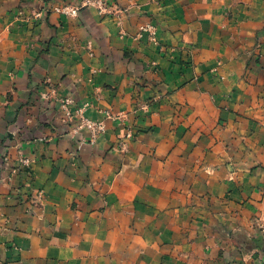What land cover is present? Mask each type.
<instances>
[{
    "label": "crops",
    "instance_id": "obj_1",
    "mask_svg": "<svg viewBox=\"0 0 264 264\" xmlns=\"http://www.w3.org/2000/svg\"><path fill=\"white\" fill-rule=\"evenodd\" d=\"M107 1L0 0V264H264V0Z\"/></svg>",
    "mask_w": 264,
    "mask_h": 264
},
{
    "label": "rangeland",
    "instance_id": "obj_2",
    "mask_svg": "<svg viewBox=\"0 0 264 264\" xmlns=\"http://www.w3.org/2000/svg\"><path fill=\"white\" fill-rule=\"evenodd\" d=\"M106 2L108 4L107 0H106ZM62 5H71V4H62ZM53 6H55V5L49 6L50 8L48 7L47 10L52 11L51 8ZM111 10H112V12L109 13V14H106V15H112L114 13V9H111ZM50 95H52V96L50 97ZM65 97L73 98L74 101H75L73 109L78 110L79 108H83L84 109V114L86 116V109L88 107V103H85L84 105H78L76 103V99L74 97H72L70 95L69 96H65L64 94H60L56 90H54V88L51 87V86L49 87V89L47 91L42 93V98H44V99H48L49 98V100H50L49 102L50 103H56V105L59 108V111H58L59 112V117H61V119L64 122H66L68 124H70V123L71 124H73V123L75 124V119L74 118H72V119L68 118L66 116V114L62 111V105H63L62 100L65 99ZM107 115H108V117H113L111 115V113L110 114L108 113ZM102 122H104V121H102ZM82 128H84V127H82L81 124L77 121L76 125L71 129V131L75 132L76 130H79V129H82ZM132 132L133 131L130 128V129L127 130V132L123 136H121L119 138V140H118V148L120 149V151H124V152L127 151V141H126V139L127 138L131 139V138L134 137ZM14 135H15L14 133H10V136L13 137ZM99 136L97 137V139L99 138ZM40 138H41V140L45 139L44 137H40ZM97 139L95 141H92L91 137H89V142L90 143H95L97 141ZM9 153H11V154H9ZM14 154H15V157H16L15 160H16L17 163L15 165H12L10 161H11L12 157H14ZM2 157H3V162L4 163H0V166H1V169L5 168L4 171L7 170V173H5V172L2 173L3 170L0 172V183L2 181H5V180L6 181H11L13 179V176H12L13 174L20 173V172L28 173L30 171L31 165L35 162V159L32 156L27 155V153L23 152L22 147L20 148L19 144L16 145L15 147H13V149L10 150V152H7L5 154V156H2ZM24 158H29L31 160L29 165H26V164L23 163L22 159H24ZM5 162H10L9 163V167H7V168L4 167ZM29 174H30V172H29ZM23 185H26L25 182L23 183ZM42 196H43V191H39L38 197L42 198ZM263 225H264V223H261L260 227H261L262 233L264 234Z\"/></svg>",
    "mask_w": 264,
    "mask_h": 264
},
{
    "label": "built area",
    "instance_id": "obj_3",
    "mask_svg": "<svg viewBox=\"0 0 264 264\" xmlns=\"http://www.w3.org/2000/svg\"><path fill=\"white\" fill-rule=\"evenodd\" d=\"M84 7L95 8L100 14H109L112 12L106 0H81L78 5H55L51 8V10L67 17L76 18L79 14V11ZM36 15L40 16V13H37ZM144 33L148 35V38L151 41L157 42V27L154 24L150 22L143 24L140 27V35H143ZM62 102V111L68 118L77 119L82 127L87 128L90 131V137L92 141H95L97 137L105 131L106 126L104 122L95 121L85 116L83 108H79L78 110L73 109L75 103L73 98L65 97ZM22 161L26 165H29L31 162L29 158H24Z\"/></svg>",
    "mask_w": 264,
    "mask_h": 264
}]
</instances>
